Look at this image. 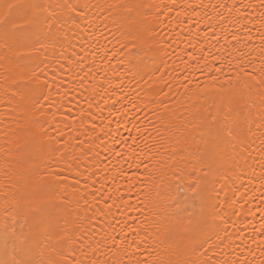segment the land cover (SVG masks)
<instances>
[{
    "label": "snow or ice",
    "instance_id": "obj_1",
    "mask_svg": "<svg viewBox=\"0 0 264 264\" xmlns=\"http://www.w3.org/2000/svg\"><path fill=\"white\" fill-rule=\"evenodd\" d=\"M207 7L224 34L177 51L161 17L203 0H0V264H264V215L248 221L264 213V0ZM58 70L134 108L147 97L156 120L120 147L99 137L88 167L95 127L81 132L83 108L58 119L76 92Z\"/></svg>",
    "mask_w": 264,
    "mask_h": 264
},
{
    "label": "bare ground",
    "instance_id": "obj_2",
    "mask_svg": "<svg viewBox=\"0 0 264 264\" xmlns=\"http://www.w3.org/2000/svg\"><path fill=\"white\" fill-rule=\"evenodd\" d=\"M13 2L22 4L25 2V0H13ZM141 2H147V0H141ZM191 2L198 3L199 0H191ZM220 2H222V0H203L205 8L203 10H199V16H197L195 13L189 14L190 10L188 13H185L179 17L176 16L175 12L166 13L169 19L165 21L164 18L161 17V23L159 25V27L163 29L161 36H163L164 33L172 36L173 40L175 41V43H173V47L175 48L177 44L179 45L177 51L184 48L185 45H198L201 42H205L210 45L214 44L216 41L214 38H212L213 29L210 28L209 25H212L215 28L217 35H223L224 33L221 32L222 22L215 19V12H213V10L207 6L209 4H216ZM209 17L212 18L210 19ZM105 32H107V29H105ZM176 33H179V36H177ZM108 35L109 37L111 36L110 33H108ZM72 43L75 45V51L78 53L81 51V44H83L86 48L88 47V44L85 43L84 40L78 38L74 39ZM101 43L107 45L108 48L113 47V45L108 43V40L104 37H101ZM71 51L72 49H69V55L71 54ZM89 51L91 52L92 49L89 48ZM85 63H87V60ZM116 68L120 69V71H123L122 65H116ZM109 75L113 80L118 81L120 79L119 72L116 76H111V73ZM60 79L64 80V86L67 88H72L75 86L76 92L73 93L75 96V101L68 104V107L72 108L71 113L64 111L62 115L58 116V119H63L65 116H67L69 122H71V120L76 117L77 112L83 108L85 112L84 119L86 124L81 127V132L91 129L93 125L95 127V132H90L89 134L97 138L100 147H93L96 152L100 153V156L94 157L93 160L89 161L88 167H92V165L95 164L97 160H104V155L107 152L103 141L98 139L99 137H104V139L108 142V147H113V140L117 141L115 146L120 147L121 139L129 140L130 142V137H135L139 134L138 129L142 131L144 127H150L149 120H156V117L152 114V112L149 111V109L144 108V104L148 99L147 97L136 96L135 99L139 106L134 108L131 107L127 98L123 100L121 99L120 91L115 90V84L106 88L105 90L97 88L96 91H92L91 89L85 91V88L80 87L79 82L75 81L74 76L72 77L74 84L69 83L68 77L64 75L63 72L58 70L57 83H59ZM125 79H131V77L128 76L125 77ZM85 87H87L86 84ZM89 102H91V107H89ZM150 107L154 106L150 105ZM6 112L7 109L0 107V119L6 121L4 125L5 127L7 126V120L9 119V117L5 115ZM77 124H79L78 120ZM61 128H64V125H61ZM64 130L69 136L75 135V133L69 131L66 128ZM52 135L55 136L56 133L53 131ZM80 138L84 139L83 136ZM87 143H90V141H86V144ZM258 144L259 142H257V145ZM254 147L255 152L252 159L258 160L257 154L259 153V147ZM108 154L110 155V153ZM97 167L102 168L103 165H97ZM253 168H255L256 171V178L253 180L251 185H248V178L252 176ZM240 179L243 181L241 186H248L249 190H251L253 187L257 189L254 195L258 198L256 200V203L258 204L260 196V185L258 182L259 163L257 162L256 164H252L251 161H249V164L245 165L244 174ZM132 199L135 200V196H133ZM113 211L116 212L117 218H122L116 209H113ZM133 215H139V213H133ZM262 215H264V213L258 211L254 214V216L249 215L248 221H255L258 228ZM241 227L244 228L245 226L241 225ZM245 230L250 232L251 228H246ZM241 251L244 250L241 249ZM245 254L247 253L245 252ZM255 256H259V253H254L253 256L249 258L252 259Z\"/></svg>",
    "mask_w": 264,
    "mask_h": 264
}]
</instances>
